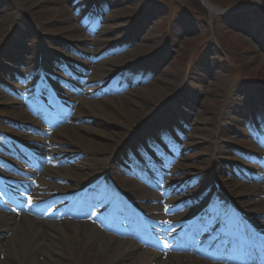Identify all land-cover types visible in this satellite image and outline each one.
Masks as SVG:
<instances>
[{"label":"rangeland","instance_id":"rangeland-1","mask_svg":"<svg viewBox=\"0 0 264 264\" xmlns=\"http://www.w3.org/2000/svg\"><path fill=\"white\" fill-rule=\"evenodd\" d=\"M207 1L218 12L210 15L195 6V0H0V131L14 133L42 159L47 148L53 151L55 165L48 169L45 163L41 168L50 175L44 178L52 187L48 193L77 190L99 176L114 177L138 201L149 230L135 218L123 222L121 229L114 225L111 195L98 196L105 182L86 198L90 205V197L96 196L95 214L91 216L88 205V210L77 213L75 205L71 220L85 217L100 237H130L160 255L157 264L171 255L169 241L167 246L157 243L155 231L192 225L199 208L183 207L182 202L199 194L208 198L211 178L222 185L221 195L243 204L250 214L264 207L262 190L251 184L264 182V164L242 153L251 145L264 155V139L251 142L246 125L250 118L260 121L264 136V0ZM40 52L50 64L47 72L54 92L65 99L60 119L55 111L44 110L52 93L37 86V76H31ZM137 64L147 74H119ZM81 100L102 104L101 116L80 106ZM20 126L36 128L45 136L25 137ZM58 128L66 136L74 131L81 138L73 153H67L71 144H66L73 140L62 141ZM5 151L8 147L0 155L6 157ZM17 153L30 166L7 161L34 173L30 159L23 151ZM57 161L66 164L56 167ZM167 171L175 173L172 181L160 183ZM40 187L39 183L34 187L30 203L37 213L44 211L47 191L42 187L37 192ZM45 209L49 222L75 223L59 219L52 207ZM213 232L202 234L199 247L189 244L188 250L201 254ZM12 235L1 234L0 264L18 260L14 243L18 237L7 242ZM18 241L24 243L22 238ZM52 247L58 252L57 264H127L124 259L111 261L110 254L94 244L85 245L83 253H71L62 243ZM213 253L208 249V261ZM28 257L22 264H47L41 255Z\"/></svg>","mask_w":264,"mask_h":264},{"label":"bare ground","instance_id":"bare-ground-1","mask_svg":"<svg viewBox=\"0 0 264 264\" xmlns=\"http://www.w3.org/2000/svg\"><path fill=\"white\" fill-rule=\"evenodd\" d=\"M205 4L208 12L216 13L217 9L214 8L207 0H200ZM80 106L89 111L92 115L100 117L102 112L103 105L99 102L91 103L85 100H81ZM79 106V107H80ZM67 129H70L69 127ZM60 133L61 140H67L71 138L73 143L67 141V145L71 144L72 149L76 150L79 145L76 141L81 140L74 131H70L66 136L61 129L58 130ZM58 145V144H57ZM67 152L69 154L72 152ZM65 152H62L63 154ZM77 154V153H75ZM67 176L72 177V174L66 171ZM45 177H50L49 174L44 173ZM45 185H50L46 183ZM253 188H258L256 185L252 186ZM199 200V198H197ZM195 202V201H194ZM259 213H264V207H261ZM0 212V247L3 246L1 242V234L3 232L12 231L13 235L7 239L8 243L14 241V237H18L14 242L18 247L15 250L18 260H14L15 264H22L26 261V257L33 258L34 255H41L43 260L47 264H57L55 258L58 255V252L54 251V243H62L63 246L67 247V250H70L71 253H76L79 250L84 252L85 245L94 244L96 247H101L103 252L110 254L111 261H117L124 259L127 264H157L159 262V257L156 252H151L150 250L141 248L135 241L130 239L119 240L116 237H100L101 232L94 226L80 223H73L70 226L67 224H55L47 220H35L33 218L21 215V216H9L1 214ZM40 222V223H38ZM91 227V228H90ZM134 233H138V228L133 224ZM92 229V232L90 231ZM22 238L24 243H19L18 239ZM79 244L84 246L77 247ZM19 253V254H18ZM102 252H99V257H101ZM15 255V257H16ZM13 257V258H15ZM169 261L160 262V264H214L208 261H205L201 258H197L192 255L185 254H172ZM99 262L100 260L97 259ZM35 263H39L38 259H34Z\"/></svg>","mask_w":264,"mask_h":264},{"label":"snow or ice","instance_id":"snow-or-ice-1","mask_svg":"<svg viewBox=\"0 0 264 264\" xmlns=\"http://www.w3.org/2000/svg\"><path fill=\"white\" fill-rule=\"evenodd\" d=\"M29 203H31V197H29ZM164 243H165V246H167V242H164ZM222 243L224 244V251L227 252L228 251V248H227L228 241H222Z\"/></svg>","mask_w":264,"mask_h":264}]
</instances>
